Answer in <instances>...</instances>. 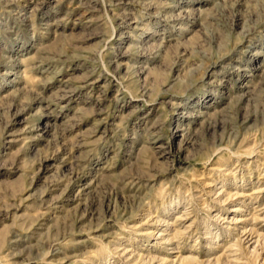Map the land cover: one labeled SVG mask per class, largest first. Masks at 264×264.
<instances>
[{"label": "rangeland", "instance_id": "1", "mask_svg": "<svg viewBox=\"0 0 264 264\" xmlns=\"http://www.w3.org/2000/svg\"><path fill=\"white\" fill-rule=\"evenodd\" d=\"M0 264H264V0H0Z\"/></svg>", "mask_w": 264, "mask_h": 264}]
</instances>
